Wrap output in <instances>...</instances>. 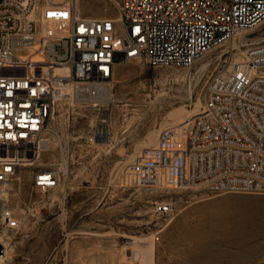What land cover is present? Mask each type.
<instances>
[{
	"label": "built area",
	"instance_id": "2783aa9c",
	"mask_svg": "<svg viewBox=\"0 0 264 264\" xmlns=\"http://www.w3.org/2000/svg\"><path fill=\"white\" fill-rule=\"evenodd\" d=\"M81 0H0V228L20 220L6 185L22 168L31 185L55 188L54 167L40 165L56 106L96 95L125 63L189 68L264 20V0H117V17L88 16ZM139 187L209 194H264V46L244 60L229 54L210 77L203 103L165 126L128 165ZM157 214L172 210L156 201ZM0 264H9L0 239Z\"/></svg>",
	"mask_w": 264,
	"mask_h": 264
},
{
	"label": "rangeland",
	"instance_id": "374dc122",
	"mask_svg": "<svg viewBox=\"0 0 264 264\" xmlns=\"http://www.w3.org/2000/svg\"><path fill=\"white\" fill-rule=\"evenodd\" d=\"M114 1L80 6L88 16L117 17ZM261 37L264 20L189 68L121 64L108 102H60L39 160L55 168L58 185L36 190L26 167L6 185V203L20 220L16 229L0 228L9 264H146L131 257L134 248L150 250L149 264H264V194L145 188L128 172L163 127L199 109L224 58L244 59ZM156 201H170L172 210L157 214Z\"/></svg>",
	"mask_w": 264,
	"mask_h": 264
},
{
	"label": "bare ground",
	"instance_id": "6f19581e",
	"mask_svg": "<svg viewBox=\"0 0 264 264\" xmlns=\"http://www.w3.org/2000/svg\"><path fill=\"white\" fill-rule=\"evenodd\" d=\"M116 3V1H114ZM119 16V15H118ZM235 39V38H234ZM264 39V37H261L260 39H258L256 41V43L259 44V42H261L262 40ZM234 41V40H233ZM234 45V43H233ZM236 45V44H235ZM243 53V51H242ZM245 54V53H243ZM239 56V55H238ZM237 56V57H238ZM237 59V58H236ZM244 59H237L236 61L238 62H241L243 61ZM109 82L107 83H104L103 85H101L99 87V90H98V93L96 95H90V94H81V95H78V96H75L74 98V103H78V102H90L91 104H97V103H105V102H108L109 101ZM80 104V103H79ZM88 104V103H87ZM5 196V195H4ZM6 197V196H5ZM8 199V198H7ZM3 238V236H0V239ZM4 241V240H3ZM5 243V242H4ZM6 245V243H5ZM6 248H7V245H6ZM150 250L147 248V250L145 249L144 252L138 250L137 249H132L131 251V257L133 258H141L146 264H149L150 261H151V256H150ZM7 258L9 259V250L7 248ZM132 258V259H133ZM140 260V259H139Z\"/></svg>",
	"mask_w": 264,
	"mask_h": 264
}]
</instances>
